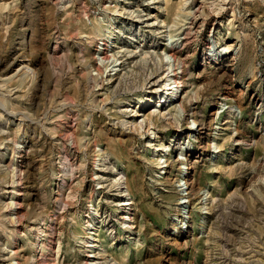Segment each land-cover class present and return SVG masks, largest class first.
<instances>
[{
	"label": "rangeland",
	"instance_id": "obj_1",
	"mask_svg": "<svg viewBox=\"0 0 264 264\" xmlns=\"http://www.w3.org/2000/svg\"><path fill=\"white\" fill-rule=\"evenodd\" d=\"M147 1L0 0V264L11 249L24 264H264V0H197L175 49L182 82L163 90L184 112L164 117L149 113L169 103L156 105L163 67L148 78L161 61L145 51L170 44L190 0ZM98 49L124 61L101 89ZM148 139L169 148L163 168Z\"/></svg>",
	"mask_w": 264,
	"mask_h": 264
},
{
	"label": "bare ground",
	"instance_id": "obj_2",
	"mask_svg": "<svg viewBox=\"0 0 264 264\" xmlns=\"http://www.w3.org/2000/svg\"><path fill=\"white\" fill-rule=\"evenodd\" d=\"M158 1H162V0H148L146 3L147 4H155ZM101 3H102V5L105 4L103 2H101ZM182 4H183V6H182L183 8L182 9H184V12H183V18L180 19L181 22H177V23L173 24V26L172 25H168L167 35L169 36V38H172V40H170V44L169 43L168 44L166 43L165 44L166 46L162 48V50H161L160 53L155 52V49L154 48L156 46H158L156 43H152L151 44L152 45V48H153L152 50L145 51V52H151V54L152 53H156L157 58L159 57V59L161 61L160 62L161 65H158V66H155V67L151 66L150 68H147L146 69V70L149 71L148 72V78H151L153 80V78L156 76V74L160 71V68L163 67L162 68L163 69L162 70L163 74L159 78L154 79L153 81H151L152 85H154V84L155 85H158V88L161 89L160 92L156 93L157 94V102H156V105L159 106V105H164L165 103H169L168 104L169 106L167 108H164V109L157 108V107H153L152 110H150V112H149L151 116H153L155 114L156 115L158 114L159 117H161L162 115H163L162 117H164V116H167L168 114L170 115L172 111H174L175 113L176 112L177 113L184 112V107H183L182 103L181 102H179V103H176L175 102L177 100V97L179 98V96L178 95H175V94L177 93L178 87L180 86V84L182 82V80H180V77H181V74L184 71V68L182 67V61L179 60V57H178L175 49H176V46L178 44V41L180 40V42H181L182 39H184L186 37L185 35L188 34V30L190 29L191 25L195 22V20L197 18V11L200 9V4L197 2V0H190L188 3L186 1H184ZM110 5L114 9L117 7L116 5H114L111 2L108 3L107 5H104L103 7L110 6ZM154 7L156 8V6H154ZM153 15L154 14H151L152 17H154ZM155 21L156 20L151 21V23L149 25L150 26H155L156 25V22ZM164 31L165 30H162L161 32H164ZM180 34H182V35H180ZM175 35H177V37H175L173 39V37ZM226 49H228V48L226 47ZM120 51H122V50L119 49V50L115 51L114 53H109L108 54L104 49H101V50L98 49V50H96L94 52V54H93L94 55L93 56L94 62L92 63V65L95 66L94 68L98 71L100 65L104 66V71L103 72H100V75H99V78L100 79H98V80H100V81L96 80L97 81L96 85L98 86L97 89H101V88H104L105 87L103 85V83H104L103 82V80H104L103 79L104 72L109 73L112 69L115 70L118 66H121V65L124 64V61H121V60H119V62L117 61L118 59H120V56H117L118 52H120ZM126 51L133 53V50H126ZM135 54L136 53H135V50H134V55ZM151 54H150V56H151ZM161 55L164 56V57H168V60H163V58H162ZM141 59H140V61L147 62L146 61V54H144ZM109 67H110V69H108ZM177 68L180 69L179 72L177 71ZM104 78H106V80H107L106 84H107V83H112L117 77L115 78L114 76H111L110 74H106ZM149 82L150 81H148V83ZM170 83H173L174 84V88L173 87H169ZM166 89H168V90L173 89L175 91V94L169 93V92H167L165 94L163 92V90L165 91ZM180 92H181V90H180ZM123 111L124 112L128 111V108L127 107L124 108ZM155 111H156V113H155ZM130 115H138V112H135L134 111ZM151 116H147L146 117V119L149 120L148 121V125H149L148 126V131H149L150 128L151 129L154 128V124L151 121ZM120 120H121V118H120ZM123 120H121V124H123L125 126H126V124H128L127 126H129L131 128V132H133L134 130L138 132L143 127V125H145V123H146L145 119H141V120L138 119L139 121H137V120L136 121L135 120L123 121ZM194 121L195 120L193 119V122ZM71 134L72 133H70V136H71ZM153 137H156L155 134H154ZM73 144H74V142H73ZM146 146L147 147H151L154 150V152L156 153V156L155 157H156V164H157V167L158 168H163L164 165H167L168 162L161 165V159L163 158L162 152L163 151H166L169 148H167L162 143L155 144L153 142V139H148L147 142H146ZM164 161H166V160H164ZM10 164H11V161H10ZM7 165H9V164H7ZM13 168H14V172H15V175H14L15 179H11V181H10V183L8 185V187H10L11 189L8 191V193H11L10 194L11 198H16V196L18 195V193H16V191L18 190V189H16V187H18L19 184H20V174L22 172V167H21V164H19V163L17 164L16 163V164H14V167ZM24 171H25V168H24ZM98 171H103V170L101 169V170H98ZM95 174H96V176H94V178H92V179H98L99 177L102 176L98 172L95 173ZM114 179H115L114 180L115 184L119 186V184L121 183V181H120L121 177L119 176V177H116ZM98 183H103V182H102V180H99ZM102 186L103 185H101L99 187H102ZM121 195H124V194H121ZM184 201L185 200H183V201L181 200V201H178L177 203L179 205H182L181 203H183ZM131 203L132 202L130 200H128V199H126V200L122 199L121 201H119V205H130ZM6 204H8L11 207V208L8 207V208H10L9 209L10 214H14V216H12V217L10 216L9 221H11L13 224L14 223H18L19 220H20L19 217H18V215H17V212H18L17 211V207H18L17 204H18V202L16 200L10 199V201L7 202ZM119 217L122 219V223H123V227L124 228H128V230H131L133 228V225L129 222L130 221V216L126 212L122 213ZM85 237L89 238L90 236L87 234ZM93 239H95V238H93ZM84 242L85 243L87 242L86 244H84L85 247L94 248V247L97 246L94 243H88V242H91V241H88V240H86ZM20 250L21 249H19V250L11 249L9 251V254L6 257V259H12V257L13 258L14 257L17 258L15 262L14 261L13 262L11 261V262H9V264H24L25 260H22L23 258L21 256V254L19 253ZM90 251H93V250H90ZM94 256H95V254H87L86 257L83 258V260H82V262L80 264H93V259H91L90 257H94ZM39 264H43V263L39 262ZM49 264H52V263H49Z\"/></svg>",
	"mask_w": 264,
	"mask_h": 264
}]
</instances>
